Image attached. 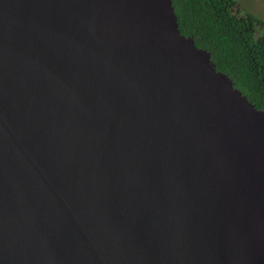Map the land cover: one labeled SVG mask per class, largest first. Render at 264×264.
I'll return each instance as SVG.
<instances>
[{
	"label": "water",
	"instance_id": "95a60500",
	"mask_svg": "<svg viewBox=\"0 0 264 264\" xmlns=\"http://www.w3.org/2000/svg\"><path fill=\"white\" fill-rule=\"evenodd\" d=\"M0 264H264V109L172 0H0Z\"/></svg>",
	"mask_w": 264,
	"mask_h": 264
},
{
	"label": "trees",
	"instance_id": "16d2710c",
	"mask_svg": "<svg viewBox=\"0 0 264 264\" xmlns=\"http://www.w3.org/2000/svg\"><path fill=\"white\" fill-rule=\"evenodd\" d=\"M180 32L207 49L216 69L264 109V22L236 0H172Z\"/></svg>",
	"mask_w": 264,
	"mask_h": 264
},
{
	"label": "rangeland",
	"instance_id": "374dc122",
	"mask_svg": "<svg viewBox=\"0 0 264 264\" xmlns=\"http://www.w3.org/2000/svg\"><path fill=\"white\" fill-rule=\"evenodd\" d=\"M238 7L251 13L264 22V0H236ZM264 26V25H263Z\"/></svg>",
	"mask_w": 264,
	"mask_h": 264
}]
</instances>
